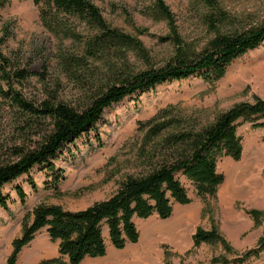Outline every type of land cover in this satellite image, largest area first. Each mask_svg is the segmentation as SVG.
I'll use <instances>...</instances> for the list:
<instances>
[{
	"label": "rangeland",
	"instance_id": "obj_1",
	"mask_svg": "<svg viewBox=\"0 0 264 264\" xmlns=\"http://www.w3.org/2000/svg\"><path fill=\"white\" fill-rule=\"evenodd\" d=\"M93 1L112 26L140 39L146 56L127 50L122 53V59L115 56L110 60H91L83 79L92 75L95 83H107V64L111 61L117 67L135 72L161 67L172 58L175 44L169 38L168 21L155 19L148 11L154 0ZM164 1L174 16V25L184 44L195 52L202 51L216 36L207 18L212 12L217 13L216 8L210 7L205 0ZM217 2L228 15L226 22L218 24L222 32L242 30L264 21V0ZM76 27L83 37L92 32L83 23L76 22ZM0 36L5 37V54L16 66L32 72L18 85L26 97L38 101L51 94L71 104L82 103L88 90L66 74L59 59L62 53L80 54L82 42L61 39L49 31L42 23L34 0H7L0 9ZM256 97L264 99V41L233 60L226 74L216 82L196 73L158 85L149 92L128 96L107 108L92 130L66 143L55 159L58 172L63 176L58 190L50 172L40 166L34 167L29 174L37 190L31 187L28 174L3 187V193L10 198L8 211L0 207V264L10 254L12 240L21 233L22 218L36 204L46 202L71 210L83 209L111 196L128 175L140 174L143 165L135 154L136 143L143 136L139 123L150 120L163 108L177 106L181 114L200 127L234 104L252 102ZM255 123L241 121L238 125L243 142L242 158L234 160L224 156L219 159L218 171L224 174L225 180L215 198L202 199L192 181L181 176L191 198L189 204H176L168 219L154 216L138 220L140 239L137 243L123 249L110 246L104 257L87 258L82 264H211L217 256L241 254L256 246L264 236V127H256ZM20 125L15 110L0 101V145L20 144L23 138L31 135ZM257 151L261 156L258 157ZM17 185H22L27 193L25 204L15 190ZM228 186L234 193L229 194ZM252 210L259 212L257 218ZM161 223L175 229L174 234L155 233ZM198 227L217 230L231 252L220 242L195 246L192 236ZM57 255V243L50 239L46 229H42L22 250L19 260ZM247 264H264V253Z\"/></svg>",
	"mask_w": 264,
	"mask_h": 264
},
{
	"label": "trees",
	"instance_id": "obj_2",
	"mask_svg": "<svg viewBox=\"0 0 264 264\" xmlns=\"http://www.w3.org/2000/svg\"><path fill=\"white\" fill-rule=\"evenodd\" d=\"M217 13L207 16L216 36L200 52L187 47L177 27L174 16L164 0H154L148 11L158 20H167L175 44L172 58L161 67H149L128 72L111 61L109 80L97 84L94 79H83L91 60L112 57L122 59L123 52L137 51L143 57L145 49L139 38L112 26L101 8L93 0H34L44 26L61 37L82 42L80 54L62 53L60 63L66 74L77 79L88 90L82 103L71 104L48 94L35 101L26 97L19 84L32 72L15 65L3 51L4 36H0V101L16 112L22 129L28 137L23 143L0 145V207L9 210V195L3 187L40 166L48 170L55 189L63 176L58 172L55 159L68 142L94 128L105 110L131 95L143 94L166 82L185 79L200 73L211 82L226 74L227 67L236 58L259 47L264 41V21L260 25L242 30L222 32L218 24L228 19L218 7L217 0H205ZM7 0H0V9ZM76 22L85 24L91 33L83 37ZM264 99L241 101L219 113L209 124L200 127L177 106L163 108L148 121L139 123L142 141L136 143V157L142 163L140 174L128 175L111 196L79 210L67 209L60 204L40 202L22 218L19 236L12 240V250L7 264H18L22 250L42 229L58 245V255L44 258L40 264H82L87 258H101L110 246L123 249L140 239L138 220L157 216L168 219L176 204L191 202L188 190L181 180L185 176L194 184L202 199L215 198L225 176L218 171V161L228 156L240 160L243 142L237 128L241 121L256 122L264 127ZM49 121V123H47ZM34 137V138H33ZM29 183L37 190L35 180ZM15 190L22 204L27 193L22 185ZM60 192V191H59ZM254 218L258 211H251ZM195 246L220 242L226 251L231 247L215 229L198 227L192 236ZM264 253V236L257 245L244 253L215 257L211 264H247Z\"/></svg>",
	"mask_w": 264,
	"mask_h": 264
},
{
	"label": "bare ground",
	"instance_id": "obj_3",
	"mask_svg": "<svg viewBox=\"0 0 264 264\" xmlns=\"http://www.w3.org/2000/svg\"><path fill=\"white\" fill-rule=\"evenodd\" d=\"M255 153H257L258 157L261 156V154H260L258 151L255 152ZM228 191H229V194L234 193V189H232L230 186H228ZM154 232H155V233L160 232V233H162L163 235H164V234H165V235H172V234H174L175 229H173V228H168V227L166 226V223H161V224H159V225L155 228Z\"/></svg>",
	"mask_w": 264,
	"mask_h": 264
},
{
	"label": "crops",
	"instance_id": "obj_4",
	"mask_svg": "<svg viewBox=\"0 0 264 264\" xmlns=\"http://www.w3.org/2000/svg\"><path fill=\"white\" fill-rule=\"evenodd\" d=\"M37 258L38 257L32 258L30 260L20 259V260H18V264H40L42 259H40V258L37 259ZM48 258H50V257H48ZM2 264H7V258L4 259V262Z\"/></svg>",
	"mask_w": 264,
	"mask_h": 264
}]
</instances>
